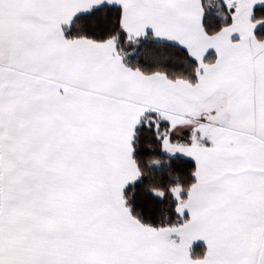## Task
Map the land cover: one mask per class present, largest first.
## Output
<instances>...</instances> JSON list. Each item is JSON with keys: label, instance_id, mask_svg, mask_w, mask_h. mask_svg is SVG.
<instances>
[{"label": "snow or ice", "instance_id": "obj_1", "mask_svg": "<svg viewBox=\"0 0 264 264\" xmlns=\"http://www.w3.org/2000/svg\"><path fill=\"white\" fill-rule=\"evenodd\" d=\"M0 264H264V0H0Z\"/></svg>", "mask_w": 264, "mask_h": 264}, {"label": "trees", "instance_id": "obj_2", "mask_svg": "<svg viewBox=\"0 0 264 264\" xmlns=\"http://www.w3.org/2000/svg\"><path fill=\"white\" fill-rule=\"evenodd\" d=\"M190 164H191L190 158H184V157H181L180 155H177V157L172 161V166L175 168H180L182 171L185 170L187 167H189ZM167 167L168 165L166 164L165 167H162L158 171H164L167 169ZM150 170H155V169H150Z\"/></svg>", "mask_w": 264, "mask_h": 264}, {"label": "crops", "instance_id": "obj_3", "mask_svg": "<svg viewBox=\"0 0 264 264\" xmlns=\"http://www.w3.org/2000/svg\"><path fill=\"white\" fill-rule=\"evenodd\" d=\"M178 155H179V154H178ZM165 166H166V164L161 162V164H160V165L158 166V168L155 169V170H159V169H161L162 167H165ZM200 243L202 244L203 242L200 241Z\"/></svg>", "mask_w": 264, "mask_h": 264}]
</instances>
